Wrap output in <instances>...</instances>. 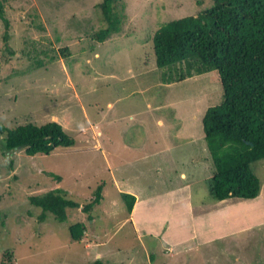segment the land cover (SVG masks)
Here are the masks:
<instances>
[{
	"label": "rangeland",
	"instance_id": "1",
	"mask_svg": "<svg viewBox=\"0 0 264 264\" xmlns=\"http://www.w3.org/2000/svg\"><path fill=\"white\" fill-rule=\"evenodd\" d=\"M2 1L11 27L5 40L0 20V119L10 128L56 120L76 144L30 156L19 149L5 152L0 134V264H152L151 254L154 264H264V159L255 164L263 181L260 195L231 199L223 227L215 222L228 202L209 205L210 213L196 207H207L212 198L208 179L215 168L203 116L222 103L219 72L166 83L170 70L181 68L156 65L154 33L169 21L198 15L213 0H121L120 31L104 42L93 38L107 24L96 7L101 0ZM32 46L55 59L42 54L46 64L36 67ZM187 184L193 211L171 193L160 212L167 208L175 217L151 224L156 232L143 234L133 222L143 223L145 207L127 222L121 189H143L137 200ZM99 185L104 198L87 213L82 208ZM57 187L82 207L70 208L65 224L41 222L30 196ZM191 212L198 222L199 214H208L213 229L205 233L187 218ZM78 222L86 228L82 240L74 241L68 225ZM163 228L171 231L162 241Z\"/></svg>",
	"mask_w": 264,
	"mask_h": 264
},
{
	"label": "trees",
	"instance_id": "2",
	"mask_svg": "<svg viewBox=\"0 0 264 264\" xmlns=\"http://www.w3.org/2000/svg\"><path fill=\"white\" fill-rule=\"evenodd\" d=\"M120 2L101 0L96 4L107 24L93 34L94 39L104 42L120 31ZM213 2L212 7L198 15L174 19L160 27L154 33L153 45L157 67L178 65L181 68L170 70L166 83L182 81L194 72H219L223 86L222 103L209 107L203 116L205 139L215 168L213 176L208 179L212 197L208 202L217 203L227 198H256L263 186L255 164L264 159V0ZM0 20L5 22L4 39L8 40L11 22L5 15L2 0ZM31 43L29 41L30 47ZM31 51L36 67L46 64L42 54L49 62L55 59L44 48L32 46ZM0 134L5 139V152L19 149L32 156L48 155L58 147L76 144V139L55 120L42 125L30 123L10 128L0 119ZM102 190L103 186L99 185L94 200L85 204L82 210L91 213L104 198ZM121 196L131 214L135 196L125 192ZM30 203L41 209V222L52 219L61 224L68 221L70 208L81 206L62 187L32 195ZM92 218L93 215H89V219ZM85 228L81 222L68 225L74 241L82 240ZM134 230L139 232L137 227ZM8 256L12 258L13 253ZM154 258L155 255L151 254L149 261L155 263ZM93 264L104 262L97 259Z\"/></svg>",
	"mask_w": 264,
	"mask_h": 264
},
{
	"label": "crops",
	"instance_id": "3",
	"mask_svg": "<svg viewBox=\"0 0 264 264\" xmlns=\"http://www.w3.org/2000/svg\"><path fill=\"white\" fill-rule=\"evenodd\" d=\"M163 171L164 172H162V173L165 174L164 168H163ZM180 173H181L180 174L181 177H183V178L186 177L185 171H180ZM178 175H179V173H178ZM190 187H192V186L187 184L185 187H178V188L176 187V188H173L172 190L167 191V192L154 193L152 195L149 194V195H145L144 197H139L134 204L133 213L136 210H138L139 206H141L140 208L145 207L146 214H145V217L142 218L143 223H140V221H138L136 223V221L133 220V222H135L134 224H136L138 226V228L141 229V232H143V234H144L145 231H147V232H156L157 231V227H156V229H153V228H151V224H157L160 222L166 223L167 220H169L171 222V219H173L175 217V211L171 212L169 214V211L166 208L165 213H163V212H160V210H161L160 208H163L164 204L166 203V202H164V197L170 195L171 193H174L178 196L177 203H179V202L185 203L186 205H188L189 209L191 208V211H193V209H192L193 206L195 209L197 207L198 213H200V208L203 212L204 208H209V205H213L215 208H219L223 203L228 202L224 206H222V207H226V209L222 208L221 217L218 218V220L215 222V226L219 225V226L223 227L227 223L228 218H230V217H228L227 212L230 208V204L232 203L231 199H228V200L226 199V200H223L219 203H209L207 207H206V204L203 202L202 206L196 205V207H195V205H193L190 202L193 200V198H192L193 189H190ZM125 191L134 194L137 198L138 193L143 191V189L135 188L133 186H128L127 188H125ZM153 200H155V203ZM157 206H158V208H157ZM211 210L212 209H210L209 213L211 212ZM154 211L155 212L157 211L156 214L154 213ZM133 213H132V215H133ZM158 213H160L161 215H157ZM187 214H189V212ZM132 215H131V218H132ZM190 215L191 216L193 215L192 218L190 216L189 217L187 216V218H190V219H193L194 221H197L195 218L196 216L193 212H191ZM177 218L179 219V217H177ZM198 219L200 222L197 221V223L201 224L203 226L205 233L207 231H209L208 229H213V223H212L211 217L208 214H206V215L199 214ZM170 231H171V228H168V230L163 228L162 232L160 233L161 236H159L160 234H158V237L160 238V240H162L163 236H164V239H166L165 237H167V234ZM168 238H171L172 241L174 242V239H173L174 236H169ZM205 239H206V242H210V240H211V238H205ZM161 245L163 247L164 243L162 242ZM159 248H161V247H159ZM152 264H154V263H152ZM162 264H166V263H162Z\"/></svg>",
	"mask_w": 264,
	"mask_h": 264
},
{
	"label": "clouds",
	"instance_id": "4",
	"mask_svg": "<svg viewBox=\"0 0 264 264\" xmlns=\"http://www.w3.org/2000/svg\"><path fill=\"white\" fill-rule=\"evenodd\" d=\"M169 83H172V82H169ZM53 121V120H52ZM56 121V120H55ZM30 156H32V155H30ZM35 156V155H34ZM187 180V179H186ZM188 181V180H187ZM58 188V187H57ZM67 191V190H66ZM68 192V191H67ZM122 192H125V193H129V192H126L125 190H123V189H121L120 190V194L122 193ZM129 194H132V193H129ZM68 195H69V192H68ZM132 195H134V194H132ZM135 196V195H134ZM122 197V196H121ZM135 198H136V196H135ZM257 198V197H256ZM256 198H253V199H256ZM228 199H237V198H227V200ZM122 200L124 201L125 199H123L122 198ZM224 200H226V199H224ZM221 201H223V200H221ZM221 201H219V202H221ZM135 202H136V200H135ZM219 202H217V203H219ZM209 203H212V202H209ZM80 207H82V205L80 206ZM132 213H133V210H132ZM132 213L130 214V216H129V218L127 219V221H130L131 222V215H132ZM136 225V224H135Z\"/></svg>",
	"mask_w": 264,
	"mask_h": 264
}]
</instances>
